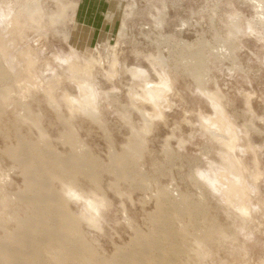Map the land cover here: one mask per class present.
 Instances as JSON below:
<instances>
[{
    "label": "rangeland",
    "instance_id": "obj_1",
    "mask_svg": "<svg viewBox=\"0 0 264 264\" xmlns=\"http://www.w3.org/2000/svg\"><path fill=\"white\" fill-rule=\"evenodd\" d=\"M256 19L251 0H0V89L13 95L17 79L31 84V111L17 119L0 112V182L12 193L22 187V168L4 153L16 135L41 151L49 144L69 152L63 93L79 97L85 80L97 90L100 115L77 112L72 124L101 162L92 167L95 183L79 173L63 181L99 210H86L93 219L80 225L92 248L113 263L136 232L155 239L160 231L166 259L159 264H264V22ZM195 66L238 130L237 155L253 191L245 223L202 176L219 171L225 149L202 128L199 113L214 111L192 76ZM161 75L171 85L163 118L146 125L138 112L152 109L133 94ZM112 151H124L128 162L110 161ZM41 179L60 189L59 178ZM66 200L77 216L85 209Z\"/></svg>",
    "mask_w": 264,
    "mask_h": 264
},
{
    "label": "bare ground",
    "instance_id": "obj_2",
    "mask_svg": "<svg viewBox=\"0 0 264 264\" xmlns=\"http://www.w3.org/2000/svg\"><path fill=\"white\" fill-rule=\"evenodd\" d=\"M251 1L254 4L256 20L264 22V5L262 1ZM198 65L199 63H197ZM199 68L201 66L194 67L192 76L197 82L199 91L210 100L214 111L212 115L199 113L201 125L205 132L209 134V137L220 143L225 149L224 154L221 155L223 166L219 171L215 172L213 177H208L203 173L202 176L206 177L208 187L215 194H218L221 201L228 208L244 218L243 222L245 223V219L251 216L249 205H251L252 200L250 194L253 191L248 186L244 175L247 168L241 157L237 155V152L242 150L238 145V130L224 111V107L220 104L216 94L203 88L205 85L203 86L202 74ZM71 69L74 70V66L71 65ZM1 71L0 75L3 72ZM14 71L15 77H22L21 70ZM131 71L134 72V70ZM135 73L133 74L135 75ZM168 78L166 75H161L158 82L151 84L145 82L143 87L140 88V93L134 92V99L139 101L140 104L142 102L141 105L147 103L152 109V112H147L142 107L138 112L141 113L144 122H152L155 118H163L161 107L168 99L166 98L169 95L167 91H170L171 86ZM20 81L21 79H17L16 90L14 89L16 93H13V95L9 86L1 87L0 112L10 109L13 114L19 115L18 111L27 112L30 110L31 102L27 98L30 96L31 84L28 81ZM34 89H37V87ZM78 89L80 91L79 97L66 94L67 92L63 93L70 114L68 117L59 118L67 128V135L64 136L67 140L65 142L68 145L69 152L60 153L52 149L49 144L45 145L44 151H41L34 147L33 143L28 144L19 135H16V144L8 146L4 150V153L22 168L20 170L23 179L22 187L14 193L9 190V187L11 188V186H8L9 183L5 185L0 182V212L6 209L8 212L5 213L9 216L0 225L2 230V235H0V264H118V262L119 264H159V262L161 263L166 259L163 244L156 240L160 231H155L158 232L155 239L154 237L144 239L136 232L131 247H126L128 249L125 251L122 249L123 252L120 253L119 258L112 263L105 260L92 248L80 230L82 222L93 219V217L86 215V210L94 213H98L99 210L96 208L93 198L81 195L73 186L65 183L63 178L72 182L73 176L79 173L92 179V182L95 183L97 174L92 167L101 161L90 155L89 150L87 152L84 148V142L82 141V143L78 139L72 124L74 114L77 112H82L91 119H96L100 115L97 111V90L93 83L85 80L79 83ZM46 96L48 102L53 105L55 102L53 96L48 93H46ZM53 106L58 105L54 104ZM58 109L60 110V108ZM145 124L148 123L145 122ZM40 137H44V133L40 132ZM139 142V138L134 139L133 146L135 150L139 148ZM109 160L112 162H128L124 151L120 153L112 151L109 154ZM48 174H51L54 178H59V181L61 180L62 183L60 189H57L58 191L51 189L49 184L41 179L42 176ZM72 197L81 200L85 208L78 216L69 209V203L66 200ZM176 205L173 203L175 208ZM182 208L184 209V207ZM165 235L164 231L163 236ZM153 253L158 257L160 256L159 260L156 257L157 262L151 256ZM153 261L154 263H152Z\"/></svg>",
    "mask_w": 264,
    "mask_h": 264
}]
</instances>
